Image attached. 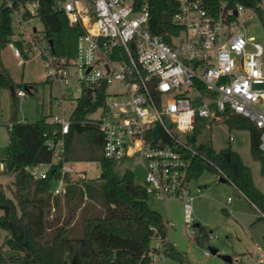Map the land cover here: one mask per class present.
Returning a JSON list of instances; mask_svg holds the SVG:
<instances>
[{
    "label": "built area",
    "instance_id": "obj_1",
    "mask_svg": "<svg viewBox=\"0 0 264 264\" xmlns=\"http://www.w3.org/2000/svg\"><path fill=\"white\" fill-rule=\"evenodd\" d=\"M176 1L171 20L179 31L168 33V42L149 30L148 8H136L134 0H58L69 24L83 29L73 57L50 54L49 42L32 25L37 2L4 1L21 26L16 39L31 42L32 53L42 58L46 80L62 86L60 96L51 100L60 113L46 119L58 125L61 135L46 140L55 160L26 167L34 179L45 178L60 159L62 136L69 131L78 99L89 90L93 97L102 85L103 105L83 122L101 133L104 158L139 168L150 198L181 201L187 226L194 221L190 171L198 154L189 137L197 124L209 128L228 115L244 117L260 131L259 149L264 151V47L247 35L245 25L252 15L259 17L257 8L264 0L256 7L227 0ZM7 46L21 57L12 41ZM112 82L121 83L123 90L107 94ZM15 95L23 97L24 92L19 89ZM60 174L50 187L55 196L63 194L66 175L72 180L86 176L67 161L61 163ZM150 230L147 257L149 264H156L168 240Z\"/></svg>",
    "mask_w": 264,
    "mask_h": 264
},
{
    "label": "trees",
    "instance_id": "obj_2",
    "mask_svg": "<svg viewBox=\"0 0 264 264\" xmlns=\"http://www.w3.org/2000/svg\"><path fill=\"white\" fill-rule=\"evenodd\" d=\"M37 2V17L42 25L41 33L50 44V54L73 57L78 37L83 33L79 24L70 25L58 0H11ZM245 7H256L259 0H227ZM139 8H148V28L170 42L168 33L179 28L172 23L177 10L176 0H134ZM261 24L260 9L257 8ZM12 10L4 2L0 5V51L9 42L20 50L21 58L34 56L28 40L12 39ZM10 86L13 81L0 59V87ZM91 90L78 99L71 114L68 133L64 134V148L60 159L47 171L43 179H34L25 168L51 162L52 150L47 139L61 137L57 124L43 117L34 122L12 121L8 126V144L3 159L4 170L13 176V190L7 196L0 189V230L6 233L0 244V264H149L147 257L152 231L164 238L165 224L160 213L148 204L150 198L142 184L135 182L131 170L119 176L116 162L104 158L103 139L99 130L84 123L86 116L104 103L105 86ZM13 95V96H14ZM223 122L229 129L249 132V150L252 159L260 163L264 177V151L259 149L260 131L246 118L228 115ZM203 124H197L190 142L198 151L192 160L190 175L196 179L204 170L222 177L250 204L264 214V193L252 181L249 168L233 150L231 142L221 149L209 143H197ZM67 162H98L100 176L97 184L87 178L72 180L66 175L67 185L60 196L49 194L52 180L60 177V166ZM65 207L62 216L61 202ZM58 211L59 222L47 224L51 209ZM195 230L202 232L195 239L207 238L204 228L198 224ZM166 255L182 261L174 246L166 244ZM6 249H5V248ZM264 264V263H262Z\"/></svg>",
    "mask_w": 264,
    "mask_h": 264
},
{
    "label": "rangeland",
    "instance_id": "obj_3",
    "mask_svg": "<svg viewBox=\"0 0 264 264\" xmlns=\"http://www.w3.org/2000/svg\"><path fill=\"white\" fill-rule=\"evenodd\" d=\"M4 1L0 0V5ZM260 14L264 22V4L260 8ZM11 19L12 39H16L21 26L14 22L15 14L11 15ZM32 25L38 30L42 29L38 17L33 18ZM245 25L247 35L253 36L255 42L264 47V28L260 18L252 15ZM0 59L13 81L14 91L21 89L24 92L23 97H17L11 94L8 87H0V189L7 196H11L13 176L5 172L3 165L8 144V126L12 121L34 122L43 117L49 118L51 113H60L58 108L52 107L51 100L60 96L62 86L58 82L46 80L42 58L37 54L23 60L14 56L12 50L5 46L0 51ZM122 90L119 82H112L106 89L107 94L120 93ZM74 95L76 96L75 93ZM260 108L264 109L263 106ZM92 117L96 118V114ZM203 142L209 143L216 150L226 147L231 142L233 150L249 168L254 186L264 193V177L260 173V163L250 155L248 131L229 129L224 122H220L210 125L209 128L202 127L196 144ZM75 166L78 170L84 171L85 178L97 184L100 176L98 162H78ZM126 169L134 173L135 182L142 184V171L139 168L131 167L128 162H118L115 165V171L119 176ZM198 185L201 188L200 195L196 191ZM191 190L193 195L197 196L192 202L193 224L199 223L204 228L203 233L207 234V238L204 239H195L196 236H201L202 232L195 230L193 224L186 225L181 201L163 202L152 198L147 201L149 206L162 216L168 244L173 243L182 256V261L179 262L165 253L162 260L156 264L264 263V218L260 217V211L233 186L227 182H220L218 175L207 170L191 180ZM49 194L52 195L50 191ZM228 197L231 199L230 202L226 201ZM62 206L63 202L60 211L65 213ZM57 216L58 211L51 210L47 224L50 226L57 224L59 222ZM5 236L6 233L0 230V244L3 243ZM210 248L217 249V253L211 254ZM206 250L209 252L208 255L204 254ZM223 255L229 256L231 261L224 260ZM260 259L263 261L260 262Z\"/></svg>",
    "mask_w": 264,
    "mask_h": 264
},
{
    "label": "water",
    "instance_id": "obj_4",
    "mask_svg": "<svg viewBox=\"0 0 264 264\" xmlns=\"http://www.w3.org/2000/svg\"><path fill=\"white\" fill-rule=\"evenodd\" d=\"M50 44H51V42H50ZM9 89H10L11 94L14 95V92H13V89H12L11 86H10ZM219 181H220V182H225V180H224L223 178H221V177H219ZM196 226H198V223H194V224H193V227H196ZM210 252H211V254L214 255V254L217 253V249L210 248ZM222 258H223L224 260H226V261H231V259H230L229 256L223 255Z\"/></svg>",
    "mask_w": 264,
    "mask_h": 264
},
{
    "label": "crops",
    "instance_id": "obj_5",
    "mask_svg": "<svg viewBox=\"0 0 264 264\" xmlns=\"http://www.w3.org/2000/svg\"><path fill=\"white\" fill-rule=\"evenodd\" d=\"M76 163H78V162H76ZM81 171H83V170H81ZM84 172V171H83ZM198 188H197V193H199V195H200V191H201V188H200V186L198 185L197 186ZM192 191V190H191ZM195 196V198L197 197L196 195H194ZM194 198V199H195ZM227 201V200H226ZM63 202V201H62ZM64 209V212H65V207H64V205L62 206ZM256 208V207H255ZM257 209V208H256ZM51 210H53L54 211V208H52ZM64 215V213L62 212V216ZM161 215V214H160ZM162 217V216H161ZM261 217V216H260ZM162 221H163V219H162ZM199 224V223H198ZM166 232H167V230H166ZM166 237H167V233H166ZM168 240V239H167ZM170 242V241H169ZM174 246V245H173ZM175 248V247H174Z\"/></svg>",
    "mask_w": 264,
    "mask_h": 264
}]
</instances>
